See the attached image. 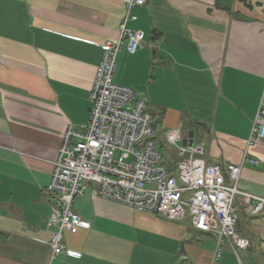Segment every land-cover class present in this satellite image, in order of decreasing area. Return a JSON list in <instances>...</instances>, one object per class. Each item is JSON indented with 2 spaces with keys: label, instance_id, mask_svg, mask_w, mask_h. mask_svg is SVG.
<instances>
[{
  "label": "crops",
  "instance_id": "crops-1",
  "mask_svg": "<svg viewBox=\"0 0 264 264\" xmlns=\"http://www.w3.org/2000/svg\"><path fill=\"white\" fill-rule=\"evenodd\" d=\"M131 14L143 44L118 54L113 81L145 102L154 132L192 131L226 182L242 167L233 206L248 248L223 244L217 264H264V211L249 197L264 199V141L245 145L264 107V0H147ZM125 15L123 0H0V264H211L216 240L188 218L103 200L91 182L72 206L89 229L65 232L73 254L51 257L53 163L88 118L101 45Z\"/></svg>",
  "mask_w": 264,
  "mask_h": 264
},
{
  "label": "built area",
  "instance_id": "built-area-1",
  "mask_svg": "<svg viewBox=\"0 0 264 264\" xmlns=\"http://www.w3.org/2000/svg\"><path fill=\"white\" fill-rule=\"evenodd\" d=\"M147 0H123L126 15L115 40L101 45L102 57L88 90V118L78 127L68 126L58 149L46 192L52 205L47 225L51 257L73 254L63 243V234L89 229L74 212V201L88 182L98 185L99 198L171 221L188 218L197 232L212 235L216 248L211 264H217L223 244L234 253L246 250L248 241L235 230L236 195L241 166L229 164L227 178L218 165L202 158V143L184 145L181 127L162 131L167 147L175 151L171 166L163 164L152 125V116L133 89L113 81L118 54H135L143 44V32L126 25L136 17L131 12ZM264 141V107H259L246 147ZM162 147V146H161ZM252 166L255 160H247ZM253 200L251 213L264 211V199Z\"/></svg>",
  "mask_w": 264,
  "mask_h": 264
},
{
  "label": "rangeland",
  "instance_id": "rangeland-1",
  "mask_svg": "<svg viewBox=\"0 0 264 264\" xmlns=\"http://www.w3.org/2000/svg\"><path fill=\"white\" fill-rule=\"evenodd\" d=\"M155 139L158 144L159 151L162 154L163 164L166 167L171 166L172 162L176 160L174 151L172 148L165 145L162 138V133L160 132L159 128H156ZM160 145H162V147Z\"/></svg>",
  "mask_w": 264,
  "mask_h": 264
},
{
  "label": "water",
  "instance_id": "water-1",
  "mask_svg": "<svg viewBox=\"0 0 264 264\" xmlns=\"http://www.w3.org/2000/svg\"><path fill=\"white\" fill-rule=\"evenodd\" d=\"M182 143L185 145H192L194 143L193 141V132L192 131H186L183 132V141Z\"/></svg>",
  "mask_w": 264,
  "mask_h": 264
}]
</instances>
